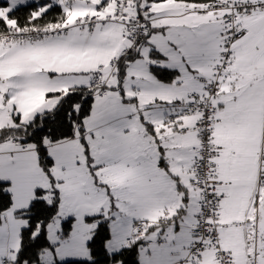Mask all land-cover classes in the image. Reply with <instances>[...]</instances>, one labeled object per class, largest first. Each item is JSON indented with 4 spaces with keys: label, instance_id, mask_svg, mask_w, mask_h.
Returning a JSON list of instances; mask_svg holds the SVG:
<instances>
[{
    "label": "snow or ice",
    "instance_id": "1",
    "mask_svg": "<svg viewBox=\"0 0 264 264\" xmlns=\"http://www.w3.org/2000/svg\"><path fill=\"white\" fill-rule=\"evenodd\" d=\"M0 264H264V0H0Z\"/></svg>",
    "mask_w": 264,
    "mask_h": 264
}]
</instances>
